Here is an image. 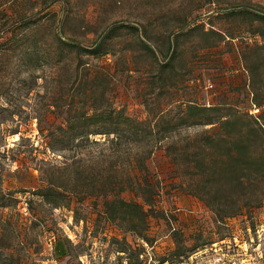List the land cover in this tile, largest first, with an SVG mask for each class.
Wrapping results in <instances>:
<instances>
[{
	"label": "rangeland",
	"instance_id": "1",
	"mask_svg": "<svg viewBox=\"0 0 264 264\" xmlns=\"http://www.w3.org/2000/svg\"><path fill=\"white\" fill-rule=\"evenodd\" d=\"M46 7L55 11L61 29L13 41L9 22ZM257 13L264 14V0H0V197L10 203L0 206V223L9 220L0 264H121L126 257L135 264L142 235L154 244L156 259L173 261L195 244L232 232L255 240L254 229L264 225V169L242 187L225 183L214 186L212 195L196 194L203 192L204 179L194 180L182 152L202 126L166 129L165 120L181 115L179 103L188 99L230 105L251 116L261 112L263 121L264 24ZM106 32L104 53L94 57L84 51L87 68L75 76L67 43L90 45ZM175 33H180L176 46ZM169 56L172 62L161 68ZM90 70L101 72L87 81L80 73ZM90 99L123 109L143 120L146 131L152 125L155 135L164 136L146 159L157 213L148 215L141 233L127 229L126 221L110 220L103 203L111 195L86 184L114 161L106 137L90 135L69 148L56 136L64 111ZM130 147L141 151L146 145ZM252 149L264 158V139L255 140ZM72 155L81 158L83 172L58 168ZM119 169L116 177H123L126 159ZM44 177L66 185L64 195L32 193ZM120 196L141 200L132 190ZM215 207L234 216L220 218ZM261 246L264 254V238Z\"/></svg>",
	"mask_w": 264,
	"mask_h": 264
},
{
	"label": "trees",
	"instance_id": "2",
	"mask_svg": "<svg viewBox=\"0 0 264 264\" xmlns=\"http://www.w3.org/2000/svg\"><path fill=\"white\" fill-rule=\"evenodd\" d=\"M39 13L41 15L36 17V14ZM55 16V11L48 7L37 9L29 15L13 18L7 25L8 30L12 34L13 41L18 40L16 38H20L21 36L34 34L41 29L57 32L61 29V25L60 19H57ZM256 16L264 24V14L257 13ZM40 18L42 19L40 20ZM108 34L106 32L90 45H82L76 40L67 43L75 57V76L79 75L78 73L82 70L80 67L83 69L87 68L85 67L86 63L82 61L84 51L94 57L101 56L104 53L100 48L106 36L108 37ZM18 35L20 37H16ZM179 35L180 33H175L173 36L175 46ZM59 40L63 42V40ZM168 43L171 45L170 40H168ZM144 45L150 48L146 42H144ZM208 45H211V43H208ZM58 49L61 50L62 47L58 45ZM171 62L172 56H169L166 61L160 62V66L161 68L166 67ZM100 72L98 70H90L87 71L86 76L81 73L80 75L87 81H92L100 75ZM82 105L79 107H68L64 111L62 121L56 126V136L63 146H69V148L74 144L83 142L84 139H88L90 135L102 134L106 137L109 146L113 148L114 153L112 155H114V161L104 167V169H97L93 177H90L92 179L86 182V184H89L91 188L98 186L97 194L111 195L103 203V211L110 220L120 223L126 221L128 222L127 229L141 233L147 225L148 215L157 213V207L153 203L155 180L150 176L146 159L152 152L153 144L164 136L163 134L155 135L152 132V125L149 131H146L145 127L141 125L143 120L136 119L126 114L123 109L115 108L108 103L100 105L95 100L90 99ZM179 105L182 106V114L174 120H165L166 129L176 124L202 126L200 132L190 137V144L182 152L186 170L190 172L194 180L196 181L195 175H199L204 179L202 181L203 192L196 190L194 193L212 195V193L217 191L214 186L225 183L242 187L251 177L256 176L255 172L261 173L263 171L264 158L252 149L255 140L258 138L264 139V119L262 121V117H260L261 112L256 116H251L248 113L238 112L237 109L231 108L230 105L219 103L205 104L188 99L182 100ZM256 105L262 106L258 101ZM122 143L128 144L126 150H122ZM131 143L144 144L146 147L141 151L132 150L130 147ZM173 158H178L177 153L173 154ZM124 159L128 163V170L123 177H116L120 170L119 164ZM82 165L81 158L72 155L71 157H66V160L58 168L67 170L74 166L77 169L79 168L80 172H83ZM102 170L107 171L103 173ZM262 176L264 177V174ZM41 180L43 184L33 187L32 193L43 196L64 195L67 189L63 183H57L46 177L41 178ZM2 181L3 177L0 170V183ZM125 190L134 191L136 195L140 196L141 200L126 199L120 196L121 192ZM0 195H4L1 186ZM206 202L214 207L212 202L208 200ZM9 204L0 197L1 207H6ZM214 211L220 218H223L225 215H227L226 217L234 216V214L228 215L227 211H221L217 207L214 208ZM8 221V219H1L0 223V254H4L2 250L6 248L5 244L8 240L6 233ZM168 221L170 229L176 230L177 227L172 224L170 216ZM247 227L249 226H246V229ZM234 234L232 232L198 245L195 244L190 248L186 256L177 261H173L168 257L156 259L153 254L154 244L142 235L140 239L142 240L143 249L137 251V261L135 264H146L148 255L152 258L149 264H161L166 261L176 263L187 259L192 252L205 246L210 247L209 249L212 251L214 248L213 243L221 241L230 250L239 251L238 244L233 238ZM120 262H122L121 264H130L127 257L121 259ZM114 264H118V262Z\"/></svg>",
	"mask_w": 264,
	"mask_h": 264
},
{
	"label": "built area",
	"instance_id": "3",
	"mask_svg": "<svg viewBox=\"0 0 264 264\" xmlns=\"http://www.w3.org/2000/svg\"><path fill=\"white\" fill-rule=\"evenodd\" d=\"M250 231V227H247ZM256 239L249 237L250 241L244 240L236 233L233 238L238 244L239 251H232L221 242L213 243V250L208 246L192 252L187 259L176 262H163L161 264H264V254L262 244V235H264V225H260L255 229ZM150 248V247H149ZM148 255L146 264L151 261Z\"/></svg>",
	"mask_w": 264,
	"mask_h": 264
}]
</instances>
